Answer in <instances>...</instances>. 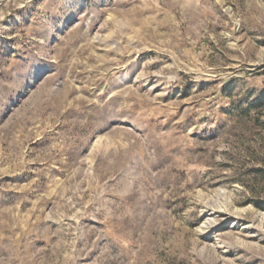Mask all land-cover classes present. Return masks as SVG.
<instances>
[{"label": "rangeland", "instance_id": "1", "mask_svg": "<svg viewBox=\"0 0 264 264\" xmlns=\"http://www.w3.org/2000/svg\"><path fill=\"white\" fill-rule=\"evenodd\" d=\"M0 264H264V0H0Z\"/></svg>", "mask_w": 264, "mask_h": 264}]
</instances>
